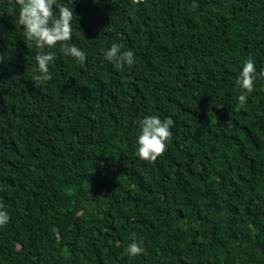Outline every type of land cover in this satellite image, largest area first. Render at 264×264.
Masks as SVG:
<instances>
[{"label":"trees","instance_id":"16d2710c","mask_svg":"<svg viewBox=\"0 0 264 264\" xmlns=\"http://www.w3.org/2000/svg\"><path fill=\"white\" fill-rule=\"evenodd\" d=\"M58 2L87 60L57 45L37 87L39 50L0 0V264H264V0ZM112 43L135 64L106 60ZM146 115L174 120L154 163Z\"/></svg>","mask_w":264,"mask_h":264},{"label":"clouds","instance_id":"9594fccd","mask_svg":"<svg viewBox=\"0 0 264 264\" xmlns=\"http://www.w3.org/2000/svg\"><path fill=\"white\" fill-rule=\"evenodd\" d=\"M142 2L143 0H133L134 4ZM15 3L18 6V23L25 30L27 46L31 48L34 44L39 50L35 57L38 74L32 78L37 87L52 79L49 65L56 58L52 49L57 45L65 56L75 58L81 66L85 65L87 60L85 52L75 44L68 43L73 36L72 21L76 16L72 7L59 3L58 0H15ZM7 12L13 15L17 12V8H8ZM103 55L117 70L126 66L131 67L136 61L134 52L123 50V45L118 43H112L111 47L103 52ZM4 59V55H0V63ZM259 76L264 78V70L259 73ZM256 78L255 61L248 58L236 80V83L244 90L238 97L241 105L247 103V94L254 91ZM173 125L174 120L171 116L162 120L158 115H146L141 121V131L137 138L139 159L154 163L162 156L167 151L168 142L173 137L171 130ZM10 219L7 208L0 201V227L6 226ZM142 243L134 238L128 246L129 256L141 255L145 251Z\"/></svg>","mask_w":264,"mask_h":264}]
</instances>
